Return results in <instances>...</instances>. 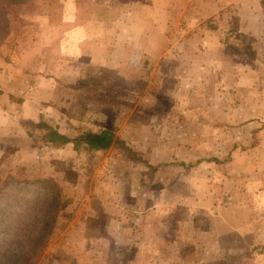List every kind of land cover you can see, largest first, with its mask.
Segmentation results:
<instances>
[{
    "label": "rangeland",
    "instance_id": "rangeland-1",
    "mask_svg": "<svg viewBox=\"0 0 264 264\" xmlns=\"http://www.w3.org/2000/svg\"><path fill=\"white\" fill-rule=\"evenodd\" d=\"M48 15L66 46L37 58L63 69L26 79L42 99L13 64L0 107V264H23L37 180L66 204L36 264H264V0H0L1 58ZM28 96L60 134L108 129L124 147L47 143Z\"/></svg>",
    "mask_w": 264,
    "mask_h": 264
},
{
    "label": "crops",
    "instance_id": "crops-1",
    "mask_svg": "<svg viewBox=\"0 0 264 264\" xmlns=\"http://www.w3.org/2000/svg\"><path fill=\"white\" fill-rule=\"evenodd\" d=\"M69 18L73 19V21H75L76 19H80L78 16H69ZM45 20H47L46 26L48 29H44L41 27L40 29L37 28L38 30H35L32 29L34 28V26H32L31 29L25 33V43L20 44L16 47L20 53L19 55L17 54L18 56H16L17 61H14V56L10 55V53L14 54V51H11L10 49V53H8L7 58L2 59L1 56H4V58L6 57V52L1 51L0 49V92L3 91V94H0V107L3 111L5 109L2 108L7 106L6 103L9 104V107L5 108H11L14 106V101L13 99H11L13 95V89L16 86L18 87L19 85L17 83L18 78L17 76H15V73H20V76L18 74L17 75L21 77V81H23L24 79L25 82L21 84L23 88H25L24 86H26L27 88H29V90H33L34 92L36 91V93H38L37 96L41 95L40 97H42L43 99L44 94H40V90L38 88L39 86L35 83L26 84V79L29 80V82H35V80L45 79V75L47 74H45L44 76L39 75L40 72L47 71L45 67H48V71L63 69L64 64L58 63L59 61H56L53 65V62H51L50 60L44 63L42 61L40 62L38 58H43L44 55H46L45 47L46 45L51 44L53 40H56V46L58 48H65V30H57V36H55L54 32L49 31V28L52 26L50 23L54 22L55 20H57V24H61L65 23L66 18H61V16L48 15L45 17ZM75 29L77 28L75 27ZM22 46H25L26 51H22ZM56 46L55 48H57ZM14 55H16V53ZM15 63L20 64L17 72L16 68H14L15 66H13V64L15 65ZM40 97L33 98L28 96L23 99L21 109L23 112L22 116L24 118H30L34 122L38 120H43L44 122H46L45 114L50 113L53 110L49 106L44 105V100H42ZM60 97L61 96L50 98V100L60 101ZM25 112L26 114L24 115ZM9 118L10 120L15 119L12 117L11 113L9 115Z\"/></svg>",
    "mask_w": 264,
    "mask_h": 264
},
{
    "label": "trees",
    "instance_id": "trees-1",
    "mask_svg": "<svg viewBox=\"0 0 264 264\" xmlns=\"http://www.w3.org/2000/svg\"><path fill=\"white\" fill-rule=\"evenodd\" d=\"M30 123L33 124L34 129H38L43 133V139L50 144H72L74 150H79L80 147H83L87 152H105L114 146L124 147V143L117 139L113 132L108 129L96 132L82 131L78 132L73 138H69L60 134L56 128L43 120H39L37 123ZM29 185L35 186V191L43 197V204L46 208L40 215L38 223L28 226L30 239L19 263L36 264L51 239L58 212L64 208L66 201L62 200L60 186L53 181L37 180L30 182Z\"/></svg>",
    "mask_w": 264,
    "mask_h": 264
}]
</instances>
